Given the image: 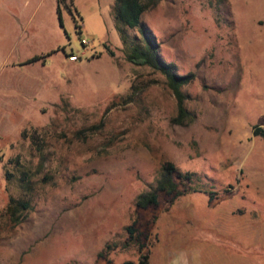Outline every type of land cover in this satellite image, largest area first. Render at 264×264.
Here are the masks:
<instances>
[{"label":"rangeland","instance_id":"1","mask_svg":"<svg viewBox=\"0 0 264 264\" xmlns=\"http://www.w3.org/2000/svg\"><path fill=\"white\" fill-rule=\"evenodd\" d=\"M113 7L0 0V264H264V140L251 134L264 130V0L141 14L161 60L192 75L183 125L163 76L125 61ZM166 163L187 182L137 208ZM10 199L28 208L11 217Z\"/></svg>","mask_w":264,"mask_h":264},{"label":"trees","instance_id":"2","mask_svg":"<svg viewBox=\"0 0 264 264\" xmlns=\"http://www.w3.org/2000/svg\"><path fill=\"white\" fill-rule=\"evenodd\" d=\"M158 1L159 0H114L113 20L115 29L124 46V59L126 62L134 66L148 67L163 76L164 84L173 96L176 107L175 116L171 118L170 122L175 125L189 124L193 120V116L184 106L186 97L181 88L192 80V75H177L172 63H166L161 60L157 53V45L152 35L140 21L141 14L153 8ZM56 11L59 19L58 8ZM124 28L136 29L141 36V43H136L134 40L128 42ZM108 54L110 56L112 55L109 51ZM38 59H40V57L34 56L27 59L24 64L35 62ZM251 134L252 136H260L264 140V130L261 128H254ZM32 139L33 137H31V142L34 141ZM187 177V174H180L173 164H164L160 168L153 186L148 191L142 192L136 197L135 206L140 209L154 206L157 204L160 194L168 196L178 195L174 179L177 178L187 182ZM209 199L211 198L209 197ZM27 208L28 204L26 202L10 199L6 206V211L11 217H14L16 213L26 210ZM125 230L128 237H130L131 229L126 227ZM124 264H148L147 255H141L136 263L124 262Z\"/></svg>","mask_w":264,"mask_h":264},{"label":"built area","instance_id":"3","mask_svg":"<svg viewBox=\"0 0 264 264\" xmlns=\"http://www.w3.org/2000/svg\"><path fill=\"white\" fill-rule=\"evenodd\" d=\"M80 45L82 47H87L89 45V41L84 38H81ZM82 54L83 52L77 53V52L69 51V53L66 54V57L69 62H77L80 59Z\"/></svg>","mask_w":264,"mask_h":264}]
</instances>
